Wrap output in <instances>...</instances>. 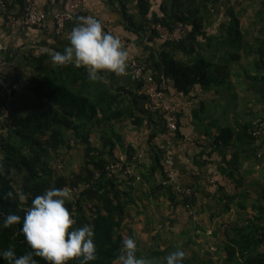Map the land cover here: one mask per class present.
Masks as SVG:
<instances>
[{
	"label": "trees",
	"instance_id": "trees-1",
	"mask_svg": "<svg viewBox=\"0 0 264 264\" xmlns=\"http://www.w3.org/2000/svg\"><path fill=\"white\" fill-rule=\"evenodd\" d=\"M2 1L4 7H0V13L5 17L22 13L24 0ZM138 3L142 13L156 4L148 0H138ZM159 3V12L152 14V35L157 36L156 24L171 30L182 24L184 34L177 40L163 41L157 56L151 55L147 60L148 70L155 78L163 75L166 85L170 83L182 93L195 84L219 86L231 77L232 64L245 57L250 60L252 73L247 69L242 71L238 84L244 85L245 91L257 98V103H264V5L256 11L249 35L240 28L239 20L232 18L219 36H213L203 30V16L208 13V4L214 6L217 0H161ZM122 8L128 25L134 26L125 4ZM56 51L45 46L36 51H23L29 74L15 77L0 96V251L10 245L14 246L17 256L31 251L20 231L31 199L49 188L67 187L76 189L65 205L74 218L73 227L85 223L93 226L97 257L87 264H119L125 239L120 232L124 204L118 201L115 178L108 175L107 167L114 161L109 158L112 149H105L109 145L105 141L104 148L93 144L92 130L102 124L121 122L124 117L136 124L143 123L144 109L138 113L127 110L124 102L129 96L138 106V97L144 101L146 98L126 87L112 89L106 73L102 80L90 82L83 67L56 65L51 60ZM17 55L18 51L8 49L3 60L14 61ZM253 124L251 120H235L234 125L219 129L216 142L228 145L234 140L243 161L260 162L259 138L252 133ZM70 141L81 146V163L69 172L58 173L57 165L52 166L50 161L59 159L61 165L64 153L73 148ZM132 156L133 151H127V159ZM156 160L159 165V158ZM161 188L167 190L172 202L179 200L170 188ZM17 189L28 194L27 203L21 204L15 197ZM8 191L14 193V198L6 196ZM259 194L262 196L248 207L245 202L241 203L242 208H248L247 214L225 229L224 264H264V250L260 248L264 246L263 188ZM9 213L21 216V221L4 227L3 220ZM167 253L157 250L145 258L151 259L152 264H160ZM33 258L38 264H49L42 257ZM0 264L8 262L0 258ZM67 264H82V258H73ZM184 264L197 262L194 257H185Z\"/></svg>",
	"mask_w": 264,
	"mask_h": 264
},
{
	"label": "crops",
	"instance_id": "crops-1",
	"mask_svg": "<svg viewBox=\"0 0 264 264\" xmlns=\"http://www.w3.org/2000/svg\"><path fill=\"white\" fill-rule=\"evenodd\" d=\"M159 2L150 11L142 13L138 0H84L80 13L108 22L107 30L126 44L129 57L147 63L151 55L157 56L163 42L151 32L154 25L152 14L159 12ZM122 4L132 15V27L125 19ZM263 5L264 0H217L214 6L208 4V13L203 16V30L219 36L232 18H237L240 28L249 35L253 29L254 15ZM33 6L37 11L51 12L60 10L62 2L35 0ZM9 15L11 13L6 17L0 13V55L5 48L18 51V55L14 61H0V80L10 83L18 75L29 74L23 51H36L45 46L63 52L69 43V33L79 17L69 21L61 33H56L52 21L46 29L40 30L17 26ZM249 61L243 57L232 64L231 77L219 86L195 84L188 92L182 93L172 84L166 85L165 95L174 105L178 116V129L171 142L174 165L179 171V183L192 188L193 194L189 197L192 214L180 200L172 202L167 190L161 188L162 174L156 158H159L162 145L160 133L163 121L158 112L149 111L147 101L138 97V106H135L130 101L131 97L127 96L124 102L127 110L138 113L144 109L143 123L136 124L124 117L121 122L102 124L100 128L96 126L92 130L93 144L102 148L104 141L108 143L105 149L111 148L113 152L109 158L128 164L131 170L130 175L118 174L114 177L115 191L118 201L124 204V221L120 232L124 238L131 236L136 240L139 257H147L157 250L171 253L182 249L186 252V258L196 255L197 264H208L209 261L224 264L225 229L247 214L248 208H242L241 203L252 197L251 193H245L237 186L239 179L242 180L243 164L251 160L243 161L234 140L225 145L216 142V136L220 128L234 125L235 120L249 121L245 116H248L252 101L261 110L264 109V103H257V98L246 92L244 85L238 84L242 71L247 69L248 73H252ZM105 73L109 76L106 81L112 89L126 87L136 91L138 80L129 67L122 76ZM242 104L244 106L237 110ZM262 127L264 135V123ZM70 144L73 148L65 152L63 158L72 163L76 152H80L82 157V149L72 141ZM127 151H133L130 160L127 159ZM135 155L138 160L133 158ZM76 167L74 165V169ZM206 174H214L215 183L205 182ZM260 248L264 250V246Z\"/></svg>",
	"mask_w": 264,
	"mask_h": 264
},
{
	"label": "clouds",
	"instance_id": "clouds-1",
	"mask_svg": "<svg viewBox=\"0 0 264 264\" xmlns=\"http://www.w3.org/2000/svg\"><path fill=\"white\" fill-rule=\"evenodd\" d=\"M77 21L69 33V43L63 52H54L51 60L59 66L83 67L90 82L102 80L105 72L124 75L129 52L121 39L104 30L102 22L94 15L79 16ZM6 196L14 198V193L8 191ZM15 197L21 204L28 202V194L21 189L16 190ZM71 199L72 193L67 187L49 188L32 198L20 228L31 251L17 256L14 246L10 245L0 251V258L6 259L8 264H38L34 256L42 257L49 264H67L73 258H82V264L95 260L97 250L93 226L85 223L73 227L74 218L65 206ZM20 221L21 216L9 213L3 226L10 227ZM122 247L119 264H152L151 259L137 256V242L133 237L125 238ZM185 257L186 252L177 249L167 254L162 264H184Z\"/></svg>",
	"mask_w": 264,
	"mask_h": 264
},
{
	"label": "built area",
	"instance_id": "built-area-1",
	"mask_svg": "<svg viewBox=\"0 0 264 264\" xmlns=\"http://www.w3.org/2000/svg\"><path fill=\"white\" fill-rule=\"evenodd\" d=\"M16 0H8V3L15 2ZM35 0H24L23 11L18 16L9 15L17 26L36 28L44 30L47 28L50 21L53 22L56 33H61L66 24L77 16H85L88 14L80 13L81 5L84 0H61L62 7L60 10L45 12L37 11L34 6ZM151 2H159L161 0H148ZM0 7H4V2L0 0ZM98 19V18H97ZM107 30L109 23L100 20ZM155 30L158 38L162 41H171L179 39L184 34L182 24L174 27L172 30L162 24H156ZM125 47L126 44L122 42ZM7 51L5 48L3 54L0 56V61L3 60L4 54ZM128 67L131 73L136 77L140 86L137 87L136 92L138 95L144 96L147 101L149 111L158 112L163 121V128L160 133L161 148L159 151V167L161 170L162 178L160 185L165 188H170L176 193L180 202L184 207L190 210L189 197L192 196V188L179 183V171L174 165V153L172 149V139L178 129V116L175 112L174 105L168 100L165 95L166 78L161 75L158 79L148 70L147 63L139 58H128ZM10 82H3L0 80V96L8 89ZM253 135L259 137L263 132V127L260 125L259 120L253 122ZM138 160V156L133 157ZM108 175L115 177L118 174L130 175L131 170L128 164L119 161H113L108 167ZM204 181L208 183H215L216 176L214 174H206ZM75 192L76 189H70Z\"/></svg>",
	"mask_w": 264,
	"mask_h": 264
},
{
	"label": "rangeland",
	"instance_id": "rangeland-1",
	"mask_svg": "<svg viewBox=\"0 0 264 264\" xmlns=\"http://www.w3.org/2000/svg\"><path fill=\"white\" fill-rule=\"evenodd\" d=\"M221 97L223 98V95H221ZM243 106L244 105L242 104L241 106L237 107V110L241 109ZM260 118H263V120ZM245 119L251 120L253 122L256 120H259V121L262 120V123H264V109L261 110L258 106L255 105V102L252 101L251 109L248 113V116H245ZM261 139H263V141ZM261 141H262V143H261ZM258 144L260 146L259 150H258V153H259L258 157L261 159V161L258 162L255 159H251V161L249 163H244L243 164L244 168L242 169V172L240 175V176H242V180H239L240 184L237 185L241 190L243 189L245 191L248 189L247 192L251 193L252 197H250L249 201L245 202L246 204L254 202L256 200V198L262 196L259 193L261 191V188H263V190H264V135H262L259 138ZM80 158H81V153L76 152V155L72 157V159H73L72 163L65 161V159L61 160V163H60L61 165L58 164L59 159H56V160L52 159L50 161V163L52 164V166L57 165L58 173H62L63 171L69 172V171L74 169V165L75 166L80 165V163H81ZM71 193H72V191H71ZM196 257L197 256L194 255V259ZM209 264H215V262L212 263V261H211Z\"/></svg>",
	"mask_w": 264,
	"mask_h": 264
}]
</instances>
